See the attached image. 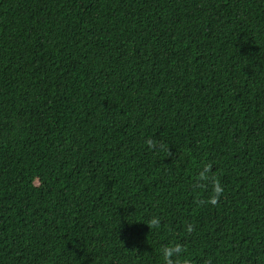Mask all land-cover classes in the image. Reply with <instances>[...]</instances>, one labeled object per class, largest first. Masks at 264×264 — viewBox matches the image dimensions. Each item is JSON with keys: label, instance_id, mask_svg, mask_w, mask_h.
I'll list each match as a JSON object with an SVG mask.
<instances>
[{"label": "trees", "instance_id": "16d2710c", "mask_svg": "<svg viewBox=\"0 0 264 264\" xmlns=\"http://www.w3.org/2000/svg\"><path fill=\"white\" fill-rule=\"evenodd\" d=\"M0 264H264V0H0Z\"/></svg>", "mask_w": 264, "mask_h": 264}]
</instances>
